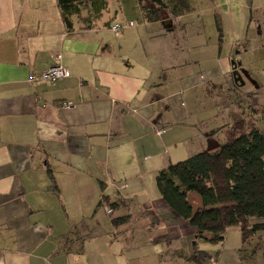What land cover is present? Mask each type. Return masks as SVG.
<instances>
[{
    "label": "crops",
    "instance_id": "crops-1",
    "mask_svg": "<svg viewBox=\"0 0 264 264\" xmlns=\"http://www.w3.org/2000/svg\"><path fill=\"white\" fill-rule=\"evenodd\" d=\"M220 1H152L160 11L146 20L142 1L106 0L97 17L71 16L69 29L56 0H0V264H195V249L211 255L206 264H264L260 250L239 252L264 230L242 240L233 226L218 243L195 241L190 226L171 236L165 221L179 218L155 182L169 163L216 151L225 128L246 131L223 93L246 82L231 57L244 51L242 24L236 39L223 31ZM55 63L70 76L28 82ZM102 196L115 206L99 205Z\"/></svg>",
    "mask_w": 264,
    "mask_h": 264
},
{
    "label": "trees",
    "instance_id": "trees-1",
    "mask_svg": "<svg viewBox=\"0 0 264 264\" xmlns=\"http://www.w3.org/2000/svg\"><path fill=\"white\" fill-rule=\"evenodd\" d=\"M157 1L161 8L163 0ZM61 18L67 28L72 27L71 16L79 15L83 8L91 9L93 17L99 16L106 7V0H56ZM142 16L155 20L159 8H145L141 5ZM90 17V16H89ZM87 17V19L89 18ZM217 30L220 28L217 23ZM244 112V111H243ZM257 109L244 113L246 131L230 126L224 129L225 139L214 152L202 150L183 160L169 163L160 169L155 177L162 201L173 215L196 230L197 236L205 242L218 243L223 240L227 228L237 226L242 240L264 230V222L250 223L264 219V131H260L253 120ZM51 188L56 184L50 169ZM195 193L199 205H193L189 194ZM112 209L115 202L101 197L100 204ZM128 220L120 216L111 219L116 226ZM210 234L204 237L203 234ZM257 250L264 255V238L259 239L246 252L241 249V258L252 256ZM195 264H206L211 255L195 249L190 255Z\"/></svg>",
    "mask_w": 264,
    "mask_h": 264
},
{
    "label": "rangeland",
    "instance_id": "rangeland-1",
    "mask_svg": "<svg viewBox=\"0 0 264 264\" xmlns=\"http://www.w3.org/2000/svg\"><path fill=\"white\" fill-rule=\"evenodd\" d=\"M145 8H150V2L153 0H140ZM195 3V0H192ZM220 3V0H216ZM225 2L220 10L221 25L225 33H229L232 39L239 36L242 24V35L239 37L244 44V51L239 57L231 56L237 63L241 64L248 71L241 69L239 75L245 82L244 89L238 85L229 82L224 88L223 93L237 105L238 110H241L239 116L247 118L244 113L250 112V109H257L258 113L253 120L256 127L260 131H264V0H222ZM250 6V7H249ZM232 28V30H231ZM206 26V30L209 31ZM240 60V61H239ZM225 64L228 65L225 60ZM230 81V80H229ZM255 81L260 87L256 90ZM232 85V86H231ZM244 111V112H243ZM226 114V112H225ZM224 116V115H223ZM239 116H235V121L240 120ZM225 117V116H224ZM222 116L214 122V125L220 126L223 124ZM232 120V119H230ZM228 119H224L227 122ZM227 126V125H225ZM224 126V127H225ZM222 136V135H220ZM211 152V151H210ZM156 191V188H155ZM189 199L193 205L197 204L198 196L195 193L189 194ZM172 225L171 236L179 237L190 231L189 226L180 219H174L170 216L165 221ZM231 229V227H229ZM178 235V236H177ZM197 235V233H196ZM195 241L198 240L194 238ZM196 245V243H195Z\"/></svg>",
    "mask_w": 264,
    "mask_h": 264
},
{
    "label": "built area",
    "instance_id": "built-area-1",
    "mask_svg": "<svg viewBox=\"0 0 264 264\" xmlns=\"http://www.w3.org/2000/svg\"><path fill=\"white\" fill-rule=\"evenodd\" d=\"M126 26H133V21L115 22L112 25H110L109 28L111 31L118 33L120 31H122ZM56 58H57V60H59L60 56L57 55ZM69 76H70V72L66 67H64L60 63H55V64L49 66L48 68L44 69L40 73H31L28 76L27 80L29 83L44 82L47 84H55L59 80H61L63 78H67ZM61 107L65 108V109H69L72 107V103L70 101L63 102L61 104ZM156 132H157V134H160L162 131L157 130ZM104 208L106 211H108V206H105Z\"/></svg>",
    "mask_w": 264,
    "mask_h": 264
},
{
    "label": "water",
    "instance_id": "water-1",
    "mask_svg": "<svg viewBox=\"0 0 264 264\" xmlns=\"http://www.w3.org/2000/svg\"><path fill=\"white\" fill-rule=\"evenodd\" d=\"M233 64L236 66L237 65L236 61H234ZM238 64H240V62ZM233 75L235 76L236 80L238 79L240 80V75H239V71L237 70V68H234Z\"/></svg>",
    "mask_w": 264,
    "mask_h": 264
}]
</instances>
